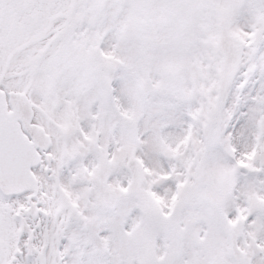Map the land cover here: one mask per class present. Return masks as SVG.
I'll list each match as a JSON object with an SVG mask.
<instances>
[{
	"label": "snow or ice",
	"instance_id": "1",
	"mask_svg": "<svg viewBox=\"0 0 264 264\" xmlns=\"http://www.w3.org/2000/svg\"><path fill=\"white\" fill-rule=\"evenodd\" d=\"M0 264H264V0H0Z\"/></svg>",
	"mask_w": 264,
	"mask_h": 264
}]
</instances>
